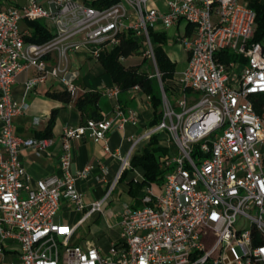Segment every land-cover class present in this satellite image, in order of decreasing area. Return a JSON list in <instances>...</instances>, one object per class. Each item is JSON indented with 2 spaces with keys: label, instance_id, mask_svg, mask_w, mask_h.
<instances>
[{
  "label": "built area",
  "instance_id": "obj_1",
  "mask_svg": "<svg viewBox=\"0 0 264 264\" xmlns=\"http://www.w3.org/2000/svg\"><path fill=\"white\" fill-rule=\"evenodd\" d=\"M154 3L0 0V264H264V116L254 104V97L264 94V39L253 40L257 13L250 0ZM35 20L51 34L42 42L26 39ZM182 21L184 33L170 36L167 31L179 29ZM157 34H165L166 42L155 41ZM128 35L138 47L119 59L149 60L153 70L147 71L158 77L162 92L161 121L135 143L163 132L173 150L163 163L161 191L149 186L140 206L123 209L119 239L104 250L75 243L74 236L87 216L102 211L129 165V154L119 155L121 170L103 197L70 225L60 218L62 203L86 208L76 181L92 168L71 172L72 141L89 138L117 155L107 135L136 122L137 111L118 103L112 114L65 126L62 175L44 178L28 172L21 152L33 148L40 154L55 138L24 137L14 121L30 108L29 94L48 83L76 99L85 88L72 55L83 51L100 61L103 51L120 46ZM168 42L187 53V65L168 83L169 93L156 58V47ZM228 52L245 61H226ZM22 73L27 74L25 88L17 99L13 90ZM130 90L143 93L139 85ZM110 92L118 96L119 86ZM146 99L151 103L150 96ZM10 252L16 254L13 259L7 257Z\"/></svg>",
  "mask_w": 264,
  "mask_h": 264
},
{
  "label": "crops",
  "instance_id": "obj_2",
  "mask_svg": "<svg viewBox=\"0 0 264 264\" xmlns=\"http://www.w3.org/2000/svg\"><path fill=\"white\" fill-rule=\"evenodd\" d=\"M24 25L25 23H23V26ZM77 53L81 56L84 54L83 51ZM74 58L73 65L76 67L85 66L88 62L94 61V64H91L88 69V73L86 71H81L78 67L80 70V78L78 81L80 82L81 79H83L84 85L82 86L85 90L92 89L102 91L99 105L104 116L112 114L118 103H121L125 109H135L138 114V120L136 122H128L123 128L114 127L108 133V144L112 152H115L117 155L106 153L103 148V143L94 142L89 138L72 141L73 158L71 172L76 174L86 166H92L87 176L79 177L76 181L78 189L84 194L86 208L83 210H85L86 214L91 203L94 200L103 197L106 188L111 185L117 174L120 172L122 160L119 155L127 156L129 154V165L125 168H130V159L133 154L140 152L149 140V138H143L135 143L136 138L141 137L151 127L149 121L153 115V108L151 103L146 99V95L142 92L129 90L120 93L118 96L112 94L110 89L114 87L115 83L99 61L87 58L89 60L87 62L84 58H78L76 55H74ZM93 70L98 73L97 85H92L91 80L89 79V73ZM26 77L27 74L22 73L14 86V96L17 99H21L23 96L25 88L24 81ZM48 91H55L50 83L43 86L41 89H38L36 92L30 93L28 96L30 108L25 114L17 116L14 121L16 132L24 137H30L33 136L34 131L44 129L48 123L52 109L59 108L56 123L53 128L55 142L40 154H37L33 148H24L21 152V159L24 166L35 178L62 175L60 160L62 152L60 140L61 133L63 128L67 125L76 126L82 123L80 111L76 108L73 101L67 103L54 99L47 95ZM35 118H39L38 123L34 122ZM104 169L106 170L105 173L103 172ZM143 175V167L138 166L129 169L124 179L119 180V177L114 190L121 187L123 193L127 195V200L123 207L111 213L105 212L104 208H102V211H95L87 216L78 225L74 236V242L81 244L91 243L99 245L104 250H107L113 241L118 240L121 230V214L123 209L127 205L140 206L142 204L141 198L146 192V189L154 184L145 185L140 190L136 191L135 194H131L129 192L130 181L133 180L134 183L141 182L143 180ZM107 200L104 202L103 207ZM62 206L64 211L60 210V218L62 221L70 225L78 224L85 216V214H83L82 217L72 223L70 214L74 211L77 212L83 210L72 209L67 202H63ZM100 217H104L106 220V226L101 230L98 229V219ZM86 223L88 224L87 227L89 228V231L84 234H78L77 231L79 226L81 227ZM15 255L16 254L10 252L7 257L8 259H13Z\"/></svg>",
  "mask_w": 264,
  "mask_h": 264
},
{
  "label": "trees",
  "instance_id": "obj_3",
  "mask_svg": "<svg viewBox=\"0 0 264 264\" xmlns=\"http://www.w3.org/2000/svg\"><path fill=\"white\" fill-rule=\"evenodd\" d=\"M250 5L257 13V27L253 40H263L264 0H250ZM30 25L33 28V32L26 37L28 41L42 42L51 36L46 25L42 21H31ZM155 41L165 43L166 35L157 34L155 36ZM137 47L138 41L128 35L124 38L120 46L103 51L100 55L99 62L110 75L112 81L119 86L120 93L129 91L135 85H139L142 88L143 93L150 96L153 115L149 121V125L153 127L161 121L163 115L160 81L157 76H150L149 72L142 67V63L126 65L119 59L121 55H131ZM156 58L159 70L162 72L161 80L164 83L166 92L169 93L168 83L174 78L175 73L177 72V62L172 60L165 47L161 45L156 47ZM237 58L245 61L243 56H238L234 53L228 52V54L225 55L226 61ZM47 95L67 103L73 101L76 108L80 111L82 123L90 118L100 119L104 116L99 105L102 96V91L100 90H85L76 99H72L70 94L63 90L48 91ZM254 104L257 111L264 116V94L256 95L254 97ZM58 111L59 108H53L46 127L42 130L34 131L33 136H53V128L56 123ZM165 140H167V138L164 137L163 132L153 134L143 149L138 153H134L131 157L130 168H125L123 170L119 180L125 178L129 169L138 166H142L144 169L143 180L141 182L134 183L133 180L130 181L129 192L131 194H135L136 191L140 190L145 185L153 183L159 185L163 183L166 172L163 163L165 159L171 155L173 150ZM255 241L260 243L263 240L256 238Z\"/></svg>",
  "mask_w": 264,
  "mask_h": 264
},
{
  "label": "rangeland",
  "instance_id": "obj_4",
  "mask_svg": "<svg viewBox=\"0 0 264 264\" xmlns=\"http://www.w3.org/2000/svg\"><path fill=\"white\" fill-rule=\"evenodd\" d=\"M7 2H14V3H23L24 0H6ZM155 2L159 3V6L163 5L165 0H151V5L156 6ZM185 25V21H182L180 24V28H171L167 31V33L173 37L174 33H178L179 35H182L184 33V26ZM165 49L168 52L169 56L172 58V60L177 62V72L181 71L182 69H184V67L187 64V53L185 51L184 48H181L180 45L175 44V43H166L165 44ZM74 55H76L78 58H84L85 60H87V62L89 61L87 59V57L85 56V54H83L82 56L79 55L78 53H75ZM74 55H72V60H74ZM91 60V59H90ZM93 60V59H92ZM134 62H136L135 64H140V57H130L127 61H126V65H130L133 64ZM91 64H94V61H90L88 62V64H86L85 66H78L80 68L81 71H86L88 73V69L90 68ZM149 64V60H146L142 67L146 70L152 71L153 67L148 65ZM147 66V67H146ZM84 73V72H83ZM84 75V74H83ZM89 79L91 80L92 85H97L98 83V73L97 71H90L89 73ZM81 83V85H84V81L83 79H81V81L79 82ZM176 97H179L178 94H176ZM164 137H167L166 133H163ZM165 142H168L167 140H165ZM107 185V184H106ZM161 185V184H159ZM159 185L157 183L153 184V187L155 189L156 192H160L161 189L159 187ZM105 186V185H104ZM103 186V187H104ZM109 187V186H108ZM107 187V188H108ZM106 188V191H107ZM127 200V195L125 193H123V191L121 190V187H118L116 190H114V192L112 191L111 197L109 198V200H107V202L104 205V211L105 212H114L117 211L118 209H120L121 207H123L125 201ZM63 206L61 207V211L63 210ZM87 210V209H86ZM83 214H85V210L83 211H77V212H72L70 214V219L71 222H75L77 221L80 217L83 216ZM87 223L83 226H79V229L77 231L78 234H84L86 232L89 231V228L87 227ZM106 226V220L104 217H100L98 219V229H104ZM10 243V242H9ZM239 250V249H238Z\"/></svg>",
  "mask_w": 264,
  "mask_h": 264
}]
</instances>
